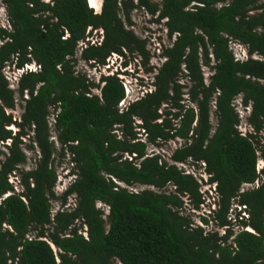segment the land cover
I'll use <instances>...</instances> for the list:
<instances>
[{
	"label": "trees",
	"instance_id": "obj_1",
	"mask_svg": "<svg viewBox=\"0 0 264 264\" xmlns=\"http://www.w3.org/2000/svg\"><path fill=\"white\" fill-rule=\"evenodd\" d=\"M101 1L99 13L88 0L1 1L10 29L0 27V264H264V165L257 168L264 160V0ZM135 10L163 22L171 41L161 48L158 68L148 66L147 41L129 29ZM96 30L102 31L100 45L88 42L80 54L91 67L104 66L115 54L130 57L145 73L156 70L152 89L121 112L125 91L116 76L101 77L100 98L87 97L100 86L74 70L77 45ZM231 42L245 48L247 60H235ZM32 62L40 71L20 77L17 95L24 101L26 92L28 100L19 121L13 120L15 93L3 70ZM203 67L211 71L207 80ZM239 97L250 108L245 136L237 130ZM52 107V114L59 108L58 155L69 156L76 176L60 198L53 192ZM115 126L120 139L112 134ZM176 139L182 144L169 161L148 155V146ZM26 141L39 156L29 171L19 170ZM189 163L204 164L201 182L215 184V209L201 225L214 224L223 235L184 215L185 201L194 211L205 202L198 180L177 166ZM13 173L19 194L8 181ZM111 178L156 191L134 193ZM257 180V188L241 192ZM70 195L76 196L75 209L52 218L51 202L64 207ZM97 203L108 207L105 219ZM235 226L250 231L235 235Z\"/></svg>",
	"mask_w": 264,
	"mask_h": 264
},
{
	"label": "rangeland",
	"instance_id": "obj_2",
	"mask_svg": "<svg viewBox=\"0 0 264 264\" xmlns=\"http://www.w3.org/2000/svg\"><path fill=\"white\" fill-rule=\"evenodd\" d=\"M1 1L2 0H0V27L1 28L6 27V29H9L6 24L5 8L2 5ZM44 1L48 2L49 0H44ZM92 1H95V3L97 4V7L91 4L90 0L88 1L89 6L94 7L95 8L94 11L99 13L102 1L101 0H92ZM130 18H131L132 26H130L129 29L132 30L133 33L138 38L147 41V49L151 55V59H150L148 66L157 68L162 63L161 56L156 57V55L158 54L157 48H165L171 44V41H169L165 36V27L163 25V22H160L159 24L153 23L151 17L145 14L142 10L133 11L131 13ZM99 34L100 33L97 31L96 32L91 31V33L88 35V41H92V42L98 41L99 42V39H100ZM230 48L235 56L240 55V52H242L241 51L242 49L245 50L244 47H241L237 44H232ZM154 50H155V54H153ZM74 59L76 60V63L74 64V70L76 72L84 74L89 79V81H92V82L96 81V76H98L99 74H102V73L107 74L111 70L113 71L114 68H117L120 65L122 67V64L127 63V71H125L124 80L122 81L123 88H125L124 90H126L127 95L124 99L125 101L123 103V106L121 107H124L126 103L128 102V100L140 99L143 96V94H145L146 92H149L152 89L151 83L153 81L154 72L151 74L145 73L144 68L140 66L139 64H137L130 57H126L122 59L121 61L118 60L116 64H113V62H115L113 58H111L108 62L106 61L105 65H108L106 66V68L109 67L110 69L107 71L106 70L103 71L101 67L94 69V67L85 65L83 62H79L77 58H74ZM111 66L113 68H110ZM202 70L204 73V77L207 80L208 76H210L211 74V71L205 67H203ZM12 72H13L12 65L6 66L4 68L5 75H7V73L10 75V73ZM7 77L9 76L7 75ZM181 82L184 84H187L184 78L181 79ZM15 99H16L15 109L10 113L12 115L13 120L17 118L18 114L19 116L21 115L22 106H23L22 100H20L18 96H15ZM234 107L240 119V124L237 130L241 134H247L249 131H251L249 125L246 122V119L249 115V110L244 109L240 105V97L234 101ZM7 112L9 113L10 111H7ZM211 125L213 126V128L216 127V118L213 114L211 115ZM9 129L12 130L13 133L16 132V128L14 127H10ZM29 145L30 143L27 141L25 142V144L22 145V150L26 156V163L23 166H21L19 170L29 171L33 169L36 164L37 159L39 158L37 149L35 148L34 150H31L28 147ZM178 147H179L178 142L174 140L164 145H161L158 148L149 146L148 154H158L162 156L164 160H167L169 156L172 154V152ZM58 152H59V147L57 148V152L54 155L55 160H54L53 166L56 169L57 175L59 176L58 177V182H60L59 184L63 185V183L68 177V174H70L69 172L72 166L70 163L69 156L65 155L63 158H61L58 155ZM262 165H264V160L259 158L257 168L258 167L262 168ZM180 169L186 173L192 174V176L198 180V182L201 184V192L204 193V197H205L204 204L197 211L191 210V207L188 206L187 204L188 201H185L186 209L184 210V215H188L194 225L201 226L202 228H204L206 232L211 230V231L217 232L219 235H223L224 234L223 229L217 228L216 226H214V224L210 223L208 227L201 225V218H208V214L210 213V211L215 209L214 200L217 199L214 193V185L209 186L208 184H204V181L201 182L202 180L201 177L204 180L206 179V176L203 174V168L201 166L198 168L193 167L192 164L189 163V164H184L183 166H180ZM15 175H16L15 177L13 176L14 185L16 184V179L18 178L17 174ZM251 189H252L251 187H243V191H247ZM127 190H131V192H140L143 190H152L154 192L156 191L153 188L146 187V186H135V187L128 188ZM166 190L172 191L173 188L171 186H168ZM58 193L59 194L56 195V197L60 198L61 196L60 191ZM51 203H52L53 210H56L60 205V203L56 200L52 201ZM96 207L104 211V216L107 215L106 214L107 208H105L103 204L97 203ZM234 208L235 206L233 205L232 210H234ZM234 213L235 212L230 213L231 219H233ZM105 218L106 217H104V219ZM232 230L234 234L236 235L239 231H241V228H239L238 226H235L233 227ZM34 235H35L34 231H31V233L29 234L30 237H33Z\"/></svg>",
	"mask_w": 264,
	"mask_h": 264
},
{
	"label": "built area",
	"instance_id": "obj_3",
	"mask_svg": "<svg viewBox=\"0 0 264 264\" xmlns=\"http://www.w3.org/2000/svg\"><path fill=\"white\" fill-rule=\"evenodd\" d=\"M3 5V4H2ZM6 24H7V27L10 29V27H9V24H8V22H7V18H6ZM6 28V27H5ZM97 32H99L100 34V39H99V42L98 41H96V42H92V41H88V36H87V38H86V40L85 41H82V42H80L78 45H77V52H76V54H75V56H74V58H77V60L79 61V62H83L85 65H89L90 66V63H87V62H84L83 60H81L80 59V54H81V52H82V50L84 49V48H86V46H87V43L89 42L90 43V45H93V44H95V45H100V43H101V41H102V31L101 30H96ZM96 31H94V32H96ZM65 36H67V34H65ZM165 36H166V31H165ZM166 38H167V36H166ZM172 40H174V37H173V39ZM232 44H237V45H239V46H241L240 44H238V43H234V42H231L230 43V46L232 45ZM241 47H243V46H241ZM158 49V54L156 55V57H160L161 56V48H157ZM153 54H155V50L153 51ZM111 58H113L114 59V61L115 62H113V64H116L117 63V61L119 60V61H121L122 59H124V58H121L119 55H115V54H113V55H111L106 61L108 62ZM252 58H254V59H257V57H252ZM248 59V56H247V54H240V55H238V56H235V60H238V61H245V60H247ZM164 61V59H162V62ZM6 66H10V64H6ZM5 66V67H6ZM106 66H108V65H104V66H94V69H96V68H99V67H101V69L104 71V70H110L109 69V67L108 68H106ZM12 67H13V72L12 73H10V75L7 73V75L9 76V77H7V75H5L4 74V70H3V75H4V77H5V79L7 80V82H8V88L10 89V90H12L14 93H15V96H18L17 95V89H18V81H19V79H20V77L22 76V75H24V74H27V73H38L39 71H40V66H38V65H36L34 62H32V63H29V64H25L23 67H21V68H17V67H15L14 66V64H12ZM159 67V66H158ZM157 67V68H158ZM110 68H113L112 66L110 67ZM127 70V66L126 67H124V65L122 64V67H121V65L119 66V67H117V68H114V70L112 71H110L109 73H102V74H99L98 76H96V81H94V82H92V81H89V79L87 78V80L90 82V83H93V84H95V85H99L100 87H99V89H97V88H92L91 90H90V94H86V96L87 97H91V96H97V97H101V94H100V91H101V88H102V86H103V83L101 82V77H106V76H116L120 81H121V83H122V81L124 80V75L122 74L124 71H126ZM105 71V72H106ZM77 73V72H76ZM154 73H156V70L154 71ZM95 79V78H94ZM125 89V88H124ZM125 91V97H126V95H127V93H126V90H124ZM35 94H36V92H35ZM125 97H124V99H125ZM122 100L121 101V103L119 104V106H118V108H119V110H120V112L123 110V109H125L129 104H131V103H133V102H135L136 100H128V102L126 103V105L124 106V107H121V106H123V103H124V101L125 100ZM23 100L24 101H26V100H28V95H27V93L25 92L24 93V96H23ZM138 100V99H137ZM24 101H22V104L24 105ZM57 106H59V104H57ZM54 107V106H53ZM50 108V112H51V114H50V116L47 118V122H48V126H49V129H50V137H49V140H50V142H52L53 144H54V146H55V148L57 149L58 147H59V143H58V140H57V134H56V131H55V128H54V126H55V123H56V118H57V115H58V113H59V108L57 109V111L55 112V114H52V112H53V109L54 108ZM248 110L250 111V108H248ZM19 114L17 115V118H15L17 121H19ZM135 122H134V125H135V130L139 133V135H138V137H139V140L141 141V142H143V143H146V135L145 134H143L144 133V131L143 130H141L140 128H138V126L139 125H141V122L139 121V120H134ZM118 128H119V126H115L114 127V130L112 131V134H114L115 136H116V138L117 139H120V135H121V133L119 132V130H118ZM241 134V133H240ZM242 136H245L246 134H241ZM176 141L178 142V145H179V147L181 146V144H182V142H181V140H179V139H176ZM148 149H149V146H148V148H147V153H148ZM149 156H151L152 154H148ZM178 166V168H180V166H183V165H181V164H178L177 165ZM204 166V164H202V168H204L203 167ZM263 166V165H262ZM261 168H259L258 167V171L260 170ZM70 173V172H69ZM186 174H190V173H186ZM190 175H192V174H190ZM16 176L15 175V173H13V174H11L10 176H9V179H8V181H9V183L10 184H12V186H13V188H14V190H13V192H15L16 194H19L21 191H22V189L20 188V186H19V180H18V178L16 179V184L14 185V177ZM58 175H57V181H56V184H55V187H54V189H53V192H54V195H55V197H56V195H58L59 193V191H60V195L62 196L63 194H64V192L68 189V187L70 186V185H72V183H74V181L76 180V176L75 175H71V173L70 174H68V177H67V179L65 180V182L63 183V185H60L59 183L60 182H58ZM112 179V178H111ZM112 181L115 183V184H117V185H119V186H121L122 188H126V189H128V188H130V187H127V186H124L123 184H119V183H117L115 180H113L112 179ZM205 181H206V179H205ZM259 184H260V181H256L254 184H252V185H243V187H251L252 189L253 188H257L258 186H259ZM214 186H215V184H214ZM243 187H242V189H241V192H243ZM129 191H131V190H129ZM134 193H137V192H134ZM12 193H8V194H6V195H4L3 196V198H6L7 196H9V195H11ZM60 196V197H61ZM75 200H76V196L75 195H70L68 198H67V203H66V205L64 206V207H58L56 210H52L51 211V217L53 218L54 216H55V214L59 211V212H62V211H71V210H73V209H75V207H76V204H75ZM103 206H105V205H103ZM105 208H107V210H106V214L108 215V207L107 206H105ZM244 208V207H243ZM242 208V209H243ZM106 215V216H107ZM106 216H104V217H106ZM242 216H244V214H242ZM103 217V218H104ZM244 217H246V216H244ZM85 230H86V228H84V232L82 233L83 234V236L85 237L86 236V234H85ZM243 230H248V229H242L241 228V231H243ZM224 231V230H223ZM249 231V230H248Z\"/></svg>",
	"mask_w": 264,
	"mask_h": 264
},
{
	"label": "bare ground",
	"instance_id": "obj_4",
	"mask_svg": "<svg viewBox=\"0 0 264 264\" xmlns=\"http://www.w3.org/2000/svg\"><path fill=\"white\" fill-rule=\"evenodd\" d=\"M88 1H89V0H88ZM90 3L93 4L95 7H97V4H96L94 1L90 0ZM90 8L95 9V8L92 7V6H91ZM249 231H250V230H249Z\"/></svg>",
	"mask_w": 264,
	"mask_h": 264
},
{
	"label": "clouds",
	"instance_id": "obj_5",
	"mask_svg": "<svg viewBox=\"0 0 264 264\" xmlns=\"http://www.w3.org/2000/svg\"><path fill=\"white\" fill-rule=\"evenodd\" d=\"M241 51H242V52H240V54H246V50L242 49ZM243 51H244V53H243ZM234 57H235V55H234ZM126 71H127V70H126ZM122 74L125 75V71H124Z\"/></svg>",
	"mask_w": 264,
	"mask_h": 264
},
{
	"label": "crops",
	"instance_id": "obj_6",
	"mask_svg": "<svg viewBox=\"0 0 264 264\" xmlns=\"http://www.w3.org/2000/svg\"><path fill=\"white\" fill-rule=\"evenodd\" d=\"M95 2V1H94Z\"/></svg>",
	"mask_w": 264,
	"mask_h": 264
}]
</instances>
